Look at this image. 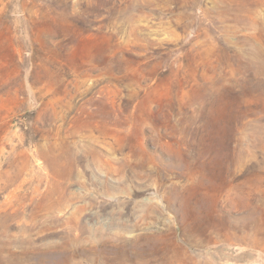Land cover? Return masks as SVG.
<instances>
[{
  "label": "rangeland",
  "instance_id": "374dc122",
  "mask_svg": "<svg viewBox=\"0 0 264 264\" xmlns=\"http://www.w3.org/2000/svg\"><path fill=\"white\" fill-rule=\"evenodd\" d=\"M0 264H264V0H0Z\"/></svg>",
  "mask_w": 264,
  "mask_h": 264
}]
</instances>
